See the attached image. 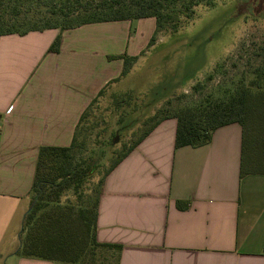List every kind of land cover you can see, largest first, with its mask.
I'll return each instance as SVG.
<instances>
[{"label": "crops", "instance_id": "1", "mask_svg": "<svg viewBox=\"0 0 264 264\" xmlns=\"http://www.w3.org/2000/svg\"><path fill=\"white\" fill-rule=\"evenodd\" d=\"M156 30L146 18L0 36V264H57L17 254L39 148L71 145L93 99L125 77L120 57L135 69ZM176 131L162 121L105 177L97 242L120 247L117 264H264V174L242 175V127L200 148H176Z\"/></svg>", "mask_w": 264, "mask_h": 264}, {"label": "trees", "instance_id": "2", "mask_svg": "<svg viewBox=\"0 0 264 264\" xmlns=\"http://www.w3.org/2000/svg\"><path fill=\"white\" fill-rule=\"evenodd\" d=\"M173 0H0V36L25 35L30 32L60 29H74L83 25L155 18L156 33L165 26L164 9ZM185 1V0H183ZM217 0H186V17L192 18L194 8L199 5L214 7ZM43 7L48 10L44 16L30 17L33 10L39 12ZM42 12V11H41ZM23 13L26 15L20 18ZM11 15L5 20V15ZM155 38H152V41ZM61 35H58L50 47L58 52ZM113 59L116 56L111 57ZM124 60L122 76L132 70L138 57L121 56ZM257 62L249 74L243 77L233 89H224L218 95L209 94L192 105L180 108L163 107L146 121L147 129L137 141L126 148L113 162L106 176L162 121L177 120L176 148H200L208 145L215 131L231 124L242 127V175L264 174V46L258 51ZM166 77L162 84L151 93L147 104L157 105L168 101L176 90L187 80ZM168 80H171L169 85ZM170 86V87H169ZM101 90L89 107L83 112L77 125L73 142L68 147L42 146L39 148L34 184L31 190V205L25 213L20 246L17 254L25 259L43 260L62 264H81L87 256L97 249L112 250L118 254L120 247L97 242L98 201L101 186L94 194H87L86 185L97 171L104 150L88 153L86 133L94 104L106 92ZM113 105L118 113L117 129L112 131L106 142V149L119 143V136L133 130L139 124L132 118L136 104L132 108L131 93L117 95L113 93ZM137 97H135L136 100ZM128 117L133 121L121 127ZM75 198V200H73ZM180 209L187 208L186 203L178 202ZM118 263V257H117Z\"/></svg>", "mask_w": 264, "mask_h": 264}, {"label": "rangeland", "instance_id": "3", "mask_svg": "<svg viewBox=\"0 0 264 264\" xmlns=\"http://www.w3.org/2000/svg\"><path fill=\"white\" fill-rule=\"evenodd\" d=\"M185 2L173 0L166 6L164 12L170 18L166 16L165 28L155 33L153 41L151 39L147 53H143L146 58L135 69L132 68L131 74L124 77L122 82L113 85V88L109 87L94 104L87 121L89 130L85 135V149L88 153L104 150V155L95 175L86 185L88 195L97 191L114 160L137 141L147 129L146 121L158 109L192 105L209 94L216 96L224 89H233L245 76L251 77L249 72L257 62L255 57L264 46V0H217L214 7H195L192 18L186 17L189 13L185 12ZM47 10L46 7L41 9L42 12L33 10L30 17L44 16ZM5 16V20L12 18L9 14ZM25 16L23 13L20 18ZM172 75V79L177 82L192 78L176 90L169 99L170 105L165 100L147 107L152 98L151 93L161 86L165 88L163 80L166 77L170 79ZM168 82L171 85V80ZM113 93H131V107L137 106L132 118L137 119L139 124L133 130L121 134L119 143L113 148L106 149L111 132L117 129L119 112L115 111L113 105L114 98H117ZM132 118L128 117L121 127L129 125ZM255 230L258 235H254V238L261 241L263 220L256 225ZM81 264H117V254L97 249Z\"/></svg>", "mask_w": 264, "mask_h": 264}]
</instances>
